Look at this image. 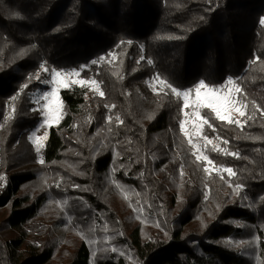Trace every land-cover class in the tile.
<instances>
[{"label": "trees", "instance_id": "16d2710c", "mask_svg": "<svg viewBox=\"0 0 264 264\" xmlns=\"http://www.w3.org/2000/svg\"><path fill=\"white\" fill-rule=\"evenodd\" d=\"M261 18L264 0H0V264H264V115L247 119L264 110ZM41 64L85 66L97 86L61 89L43 164L28 137ZM156 74L236 82L242 127L200 108L204 134L239 154L206 148L234 176L203 171L180 127L190 107L153 91Z\"/></svg>", "mask_w": 264, "mask_h": 264}, {"label": "snow or ice", "instance_id": "6c2138e0", "mask_svg": "<svg viewBox=\"0 0 264 264\" xmlns=\"http://www.w3.org/2000/svg\"><path fill=\"white\" fill-rule=\"evenodd\" d=\"M259 23L261 26H264V18H261ZM126 43L131 44L132 42L129 40ZM123 44H125V42L120 41V45H123ZM116 47H119V45H117ZM142 47L143 46H141V48ZM107 56L110 58V60L115 59L114 52H109L107 54ZM144 59H145V57L143 55H141L139 57V60H141V61ZM258 59H259V57H254L253 63ZM104 61H105V57L101 56L98 58V60H92L90 63L92 65L99 66V63H102ZM147 63L152 64L153 61L151 59H148ZM40 68L42 69V71L45 74H47V79L42 80L39 72H37L35 74L34 78L39 83L48 85L51 88V90L44 91L36 99L37 105H40L41 100L44 101V104L40 105V106L43 109H45V111H44V117L45 118H44L42 124L40 126H38L37 130H39L40 128H43L45 125L51 126L53 120L58 118V116L56 115V112H58V109H55V110L53 109V99L54 98L58 99L57 88L59 85L65 84L67 86L68 84L78 83L82 87L87 86L85 80L67 81L66 76L72 75L73 72L75 73V75L79 76L80 73L83 71H90V69H87L85 66H81V68H79L77 70H69L67 73H65L63 71L56 70L54 68L49 70V68L45 67L44 64H41ZM96 75H99V72H97ZM31 79H32V77H29V80H31ZM154 80L159 81L160 91L164 92V90L167 89L175 97L182 98V107L184 109L189 108L190 96H193V95L195 96L196 103L192 106L193 111L191 112V116L194 117L197 121V124H196L195 129H194V131L196 132V136L198 139L202 138V140L204 141V145L193 143L192 135L190 134L189 130L184 127L183 121L181 122L180 127H181L183 135L188 138V144L190 145V148L192 150H194V151H192L191 154H193L195 156L196 161H198V162L203 161V162H206V164L208 166H214V161L208 155L197 154V153H202L205 150L206 145H211V151L219 152L221 155H225V156L232 155L235 157L239 156V154L236 152H229L227 149L219 148L218 145L213 142V139L208 137L207 135L201 136L204 125H207L208 128L213 133H216V128L214 126L213 120H219L222 124H224V123L235 124L237 126L242 127L241 121L238 118H233L231 113L237 112L239 114V117H244L245 116V110L244 109L247 107V105L243 104L242 102H239L240 106L237 107L236 105L238 102L236 101L235 95H232L231 97H229L227 95V93L230 90H232L231 86L234 83L232 78H229L225 82V84L220 85V86H209L203 80H201L198 82V84H196V85H194L191 88L186 89V90H179L177 87H175L173 84L169 83L167 80L160 79L159 74H156V76L154 77ZM90 82H91V84H96L95 79H92ZM150 86L153 87V91H156V88L154 85H150ZM24 87L27 88L28 84H25ZM234 91L235 92H241V89H239V87H237V88H235ZM202 93H203V97L201 98ZM164 94L167 95V92H164ZM100 95L103 96L104 93L100 92ZM13 99H15V97H13ZM200 108L209 109L210 114L213 115V120H210L208 115L201 116L199 111H198ZM254 109L255 110L253 112V115L248 116L247 119H249V120L253 119L256 111H260L261 114L264 115V110L259 109L258 106L254 105ZM187 115L188 114L185 113V119H187ZM108 119H111V118L109 117ZM244 122L246 123L247 120H245ZM33 134L35 135V133H33ZM45 136H46V133H45ZM43 138L44 137H40V136H37V138H36L37 139V147H36L37 152L40 151L39 141ZM224 143H227V141L225 140ZM39 162L41 164H43L44 160L41 158ZM182 169H183V166H181V174H183ZM203 171L206 174L209 173V167H207V166L204 167ZM218 171L227 172L230 177L235 175V172L233 171V169L231 167H224L222 169H218ZM0 179H3V177H0ZM57 187H59V185H57ZM76 187H79V186L77 185ZM241 187L242 186L240 184H237L235 186V189H234V194H235L236 190H238ZM112 251L116 252L117 249L115 247H113Z\"/></svg>", "mask_w": 264, "mask_h": 264}, {"label": "rangeland", "instance_id": "374dc122", "mask_svg": "<svg viewBox=\"0 0 264 264\" xmlns=\"http://www.w3.org/2000/svg\"><path fill=\"white\" fill-rule=\"evenodd\" d=\"M72 70H77V69H72ZM59 71H61V70H59ZM63 72H65V73H67L69 70H62ZM45 79H47V76H46V78ZM66 80L67 81H73V80H75V81H79V80H84L82 77H80V75L79 76H77V75H75V73L73 72V74L72 75H70V76H66ZM233 80V79H232ZM234 81V80H233ZM86 82V84L88 83V84H90L93 88H97V86H96V84H94V85H92L91 83H89V82H87V81H85ZM76 84H78V83H76ZM43 86L42 87H40V88H38L35 92H33V95H32V100H33V102H34V105H35V108L36 109H38L39 111H40V114H41V121H40V123L38 124V126H40L41 124H42V122H43V120H44V111H45V109H43L40 105H43L44 104V101L43 100H41V102H40V105H37L36 104V99L44 92V91H48V90H51V88L48 86V85H46V84H42ZM72 85H74V84H68L67 86L65 85V84H61V85H59L58 86V88H57V96H58V99H56V98H54L53 99V109L55 110V109H58V112H56V115L58 116V118L57 119H55V120H53V122H52V124H54V123H56L61 117H62V114H63V112H64V110H63V103H62V100H61V97H60V91H61V89L62 88H65V87H70V86H72ZM150 85H154L155 86V88H156V90H159L160 89V85H159V81L158 80H153V81H151V83H150ZM238 86H237V84H236V82L234 81V83H233V85L231 86V89L232 90H230L228 93H227V95L229 96V97H231L232 95H235V98H236V101L238 102L237 103V107H239L240 106V101H239V99H238V97H237V95H238V92H235L234 90H235V88H237ZM153 88V87H152ZM203 97V93L201 94V98ZM196 103V99H195V96L193 95V96H190V98H189V107H190V111H187V119H185L184 118V120H183V122H184V127L186 128V129H188L189 130V132H190V134L192 135V138H193V143H195V144H200V145H204V141L202 140V138L201 139H198L197 138V136H196V132L194 131V129H195V126H196V124H197V121H196V119L194 118V117H192L191 116V112L193 111V108H192V106L194 105ZM199 111V113H200V115L202 116V114H201V112H200V109L198 110ZM231 115L233 116V118H238L239 120H241V117H239V114L237 113V112H232L231 113ZM51 124V125H52ZM38 126L33 130V131H31L30 133H29V139H30V141H31V143L34 145V148L36 149V147H37V136H40V137H44L43 139H41L40 141H39V146H40V151L38 152V155H39V159H41V155H42V151H43V149H44V146H45V143H46V138H47V135H48V131H49V128H50V126H48V125H45L43 128H40L39 130H37L38 129ZM205 126V125H204ZM203 126V127H204ZM33 133H35V135L33 134ZM45 133H46V136H45ZM203 135H205L204 134V130L202 131V133H201V136H203ZM213 139V142L215 143V144H218L217 143V141L214 139V138H212ZM207 146H209V145H206L205 146V150L202 152V153H197V154H202V155H208L209 157H210V155L207 153V150H206V148H207ZM211 146V145H210ZM211 158V157H210ZM205 164H206V162H205ZM206 166L207 167H209V170H214V171H218V169H222V168H224V166H218V165H216L215 164V162H214V166H208L207 164H206Z\"/></svg>", "mask_w": 264, "mask_h": 264}]
</instances>
